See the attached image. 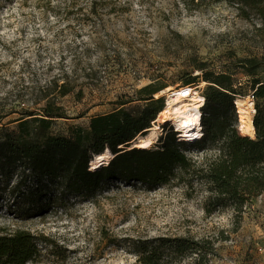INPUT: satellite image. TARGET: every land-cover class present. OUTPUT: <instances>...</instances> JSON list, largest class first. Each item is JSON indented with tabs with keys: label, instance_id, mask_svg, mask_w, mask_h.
Listing matches in <instances>:
<instances>
[{
	"label": "rangeland",
	"instance_id": "374dc122",
	"mask_svg": "<svg viewBox=\"0 0 264 264\" xmlns=\"http://www.w3.org/2000/svg\"><path fill=\"white\" fill-rule=\"evenodd\" d=\"M195 1L199 8L189 11L181 0H0V138L3 127L16 130L24 113L40 114L46 99L65 113L51 126L61 136L87 129L91 117L121 104L135 113L144 105L137 100L141 87L157 80L167 87L155 98L165 100L199 62L230 75L235 98L254 107L242 60H262L257 76L264 80V25L227 0ZM63 83L73 90L60 97ZM209 84L200 77L190 85L201 94ZM160 124L151 149L171 135L173 124ZM179 149L199 162L214 152L210 145ZM175 173L151 186L119 175L89 189L52 184L29 206L8 195L16 173L0 190V227L52 241V247L40 244L41 256L26 264H142L129 241L158 236L214 240L208 261L170 254L165 264H264V191L240 215L230 206L207 213L208 184Z\"/></svg>",
	"mask_w": 264,
	"mask_h": 264
},
{
	"label": "trees",
	"instance_id": "16d2710c",
	"mask_svg": "<svg viewBox=\"0 0 264 264\" xmlns=\"http://www.w3.org/2000/svg\"><path fill=\"white\" fill-rule=\"evenodd\" d=\"M181 1L189 11L200 6L199 1ZM227 1L236 4L242 14L254 13L264 25V0ZM242 62L246 74L252 77L249 95L252 93L255 101L253 137L242 135L234 125L238 120L233 107L237 94L231 76L209 70L205 62H199L180 87L190 85L200 77L210 83L201 93L204 103L201 107L203 135L200 139L179 143L172 125L169 128L171 135L165 137L157 149L126 150L128 144L155 121L164 106L165 100L155 98V94L167 86L157 80L138 90L137 100L144 105L135 113L121 104L112 112L91 117L87 129L75 127L70 136L51 132L54 120L64 118L65 113L54 99H46L40 114L24 113L21 119L14 120L16 130L2 128L0 190L7 189L17 173V180L8 189V195L13 198L20 195L22 202L29 206L36 201L39 191H47L52 184L67 189H89L104 178L119 175L151 186L165 184L177 177L175 170L178 169L208 184L211 195L205 206L207 213L230 206L236 215H240L246 203L264 191V101H259L264 99V80L257 76L262 60L245 58ZM194 71L199 73L194 74ZM58 90L59 96L64 97L73 89L70 84L63 83ZM160 128L164 129V125L160 124ZM123 145L125 147L121 148ZM182 145H210L214 152L199 162L187 158L179 149ZM106 150L116 157L109 165L92 169L89 164L92 157ZM31 180L36 183L29 187ZM129 242L142 264H165V256L170 254L194 256L197 261H208L215 254L214 240L210 237L158 236ZM40 244L53 246L44 235L0 227V264L34 261L42 254Z\"/></svg>",
	"mask_w": 264,
	"mask_h": 264
},
{
	"label": "bare ground",
	"instance_id": "6f19581e",
	"mask_svg": "<svg viewBox=\"0 0 264 264\" xmlns=\"http://www.w3.org/2000/svg\"><path fill=\"white\" fill-rule=\"evenodd\" d=\"M170 90H172L171 86L166 88L164 91ZM199 96L200 95L192 94L183 96L181 93L170 94L168 92L165 97L164 106L156 116L155 121L163 124L171 122L173 126L179 131H182L184 135H191L194 128L200 124L201 115L199 113V108L201 107L202 102ZM235 103L237 105L239 118L237 123L238 131L242 135L253 137L255 133L253 125L255 108L253 107V102L244 97L236 98ZM156 122L146 128L143 133L137 135L136 138L128 144L129 146L126 147V150H130L132 148H151L157 136L158 126L156 125ZM124 147V145L121 146V148ZM115 157L116 154L106 150L92 157L89 164L93 166V168L106 166L109 165Z\"/></svg>",
	"mask_w": 264,
	"mask_h": 264
},
{
	"label": "built area",
	"instance_id": "2783aa9c",
	"mask_svg": "<svg viewBox=\"0 0 264 264\" xmlns=\"http://www.w3.org/2000/svg\"><path fill=\"white\" fill-rule=\"evenodd\" d=\"M174 93H181L183 96H186V95H189V94H192V95H200V99H201V102H202V105L201 107L203 106V103H204V98L202 97L201 94L197 93L194 89L193 86L191 85H186V86H183V87H180L172 92H170V94H174ZM249 98H251L252 100L254 99L253 98V95L252 93L248 96ZM236 105V103H235ZM201 107L199 108V113L201 115ZM237 107V105H236ZM237 111V114H238V110L236 109ZM154 123V121L152 122V124ZM173 131L175 132V137H176V140L177 142L181 143V142H194L195 140H198L202 137L203 135V129H202V126H201V118H200V124H198L194 130L192 131V134L191 135H184V133L182 131H179L178 129H176L174 126H173Z\"/></svg>",
	"mask_w": 264,
	"mask_h": 264
}]
</instances>
